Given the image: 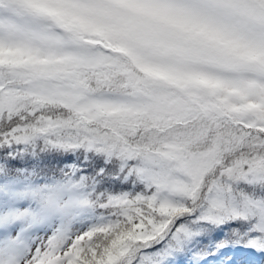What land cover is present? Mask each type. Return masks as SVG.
I'll use <instances>...</instances> for the list:
<instances>
[{
    "label": "snow or ice",
    "instance_id": "6c2138e0",
    "mask_svg": "<svg viewBox=\"0 0 264 264\" xmlns=\"http://www.w3.org/2000/svg\"><path fill=\"white\" fill-rule=\"evenodd\" d=\"M0 264H264V0H0Z\"/></svg>",
    "mask_w": 264,
    "mask_h": 264
}]
</instances>
